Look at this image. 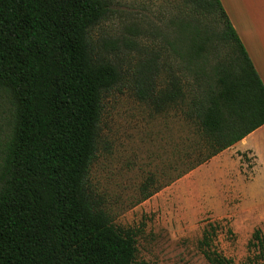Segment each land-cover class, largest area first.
<instances>
[{"label":"trees","instance_id":"1","mask_svg":"<svg viewBox=\"0 0 264 264\" xmlns=\"http://www.w3.org/2000/svg\"><path fill=\"white\" fill-rule=\"evenodd\" d=\"M183 5L188 14L156 33L166 47L141 63L138 92L181 109L209 150L202 164L264 125V86L220 1ZM107 13L105 0H0V97L11 108L0 128V264L135 263L134 233L112 224L87 185L102 100L121 79L90 43ZM164 51L174 63L157 88ZM251 239L264 258L261 232Z\"/></svg>","mask_w":264,"mask_h":264},{"label":"rangeland","instance_id":"2","mask_svg":"<svg viewBox=\"0 0 264 264\" xmlns=\"http://www.w3.org/2000/svg\"><path fill=\"white\" fill-rule=\"evenodd\" d=\"M105 1L108 13L91 29L90 43L121 79L102 100L91 198L115 227L134 233V264H208L206 254L264 264L250 244L256 230L264 238V166L256 177L254 158L236 152L199 164L209 150L181 109L139 98L141 63L165 46L156 33L166 34L171 16L188 8L183 0ZM162 59L166 68L152 74L157 88L174 63L170 51ZM10 121V105L0 97V128Z\"/></svg>","mask_w":264,"mask_h":264},{"label":"crops","instance_id":"3","mask_svg":"<svg viewBox=\"0 0 264 264\" xmlns=\"http://www.w3.org/2000/svg\"><path fill=\"white\" fill-rule=\"evenodd\" d=\"M219 1L264 86V0H237L234 4L232 0H228V4L227 1ZM226 152L244 153L247 158L253 157L257 177L264 166V125L220 154ZM217 156L214 158H219V154Z\"/></svg>","mask_w":264,"mask_h":264}]
</instances>
